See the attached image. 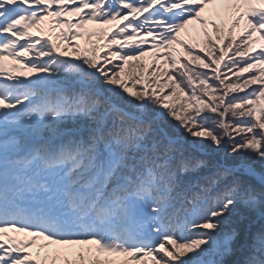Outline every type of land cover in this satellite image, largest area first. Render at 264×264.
Listing matches in <instances>:
<instances>
[{
    "label": "snow or ice",
    "instance_id": "6c2138e0",
    "mask_svg": "<svg viewBox=\"0 0 264 264\" xmlns=\"http://www.w3.org/2000/svg\"><path fill=\"white\" fill-rule=\"evenodd\" d=\"M0 264H264V0H0Z\"/></svg>",
    "mask_w": 264,
    "mask_h": 264
}]
</instances>
